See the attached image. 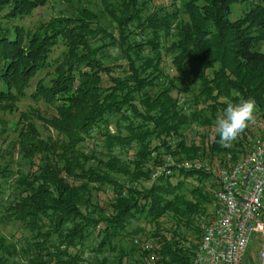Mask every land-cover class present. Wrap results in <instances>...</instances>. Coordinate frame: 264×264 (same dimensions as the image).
Segmentation results:
<instances>
[{
    "label": "trees",
    "instance_id": "16d2710c",
    "mask_svg": "<svg viewBox=\"0 0 264 264\" xmlns=\"http://www.w3.org/2000/svg\"><path fill=\"white\" fill-rule=\"evenodd\" d=\"M49 1L0 0V110H17L47 71L32 97L56 113L23 114L27 162L17 173L0 143L1 219L30 233L0 235V264H195L200 218L217 208L215 163L229 168L264 139V0H181L177 10L105 1L116 33L88 9L33 29L19 23ZM237 3L250 6L232 20ZM249 97L253 122L222 147L215 117ZM31 115L58 140H44ZM90 139L103 141L102 157L80 149ZM168 157L180 167L153 179ZM135 239L153 240V253Z\"/></svg>",
    "mask_w": 264,
    "mask_h": 264
},
{
    "label": "built area",
    "instance_id": "2783aa9c",
    "mask_svg": "<svg viewBox=\"0 0 264 264\" xmlns=\"http://www.w3.org/2000/svg\"><path fill=\"white\" fill-rule=\"evenodd\" d=\"M180 167L168 157L161 173L171 174V169ZM187 168H201L200 163L186 164ZM220 189L216 194V212L213 216L200 218L202 234L195 264H251L246 260L248 249L255 236L264 238V221L260 215L264 207V139L256 142L251 152L229 168L216 170ZM134 243L144 250L155 248L153 240L135 239ZM159 258L151 255V261ZM253 264H264V242Z\"/></svg>",
    "mask_w": 264,
    "mask_h": 264
},
{
    "label": "rangeland",
    "instance_id": "374dc122",
    "mask_svg": "<svg viewBox=\"0 0 264 264\" xmlns=\"http://www.w3.org/2000/svg\"><path fill=\"white\" fill-rule=\"evenodd\" d=\"M107 1L109 4H119L120 0H50L45 7L40 8L33 14L26 16L23 20L19 21L20 24L26 28L33 29L39 27L41 24L47 23L50 20L60 17L62 15L69 17H77L81 10L88 9L100 17V25L107 28L111 32L116 33V27L112 22L110 16L104 11V2ZM173 4V9L177 10L181 5V0H155L157 5H169ZM150 12L153 11V3L150 5ZM250 4L246 3H237L232 6V15L231 19L236 20L241 17L249 8ZM147 12V10H146ZM145 41V40H144ZM264 50V48H263ZM65 51L63 46L57 47L52 53V59H57L61 57ZM47 71L40 73L31 85V89L28 92L29 95L26 98H23L17 106V110L14 111H3L0 110V143L6 148L7 151V160H11V168L17 173V170L26 164V159L20 154L19 146V134L21 129L25 126L27 121L23 114H31L33 110H39L41 114L46 118H51L56 113L51 108L48 107L42 100L35 101L32 97V94L35 92L37 82L43 78H47ZM49 80V79H47ZM36 123V126L41 133V136L44 140L52 138L54 141L58 140V133L51 128H47L44 123L31 115ZM111 130L114 132L115 127L112 126ZM200 131V129L198 130ZM196 133V131L194 132ZM192 137H197L195 134H191ZM80 149L89 154L98 153V157H102L100 153H105L106 149L103 147L102 140L90 139L85 141L80 145ZM124 158L132 157V153H123ZM215 168L218 170L220 168L219 163H215ZM17 178V174L13 178L4 182V191L7 192V195H13L16 193L14 189V181ZM2 197L0 196V199ZM6 199V196H5ZM101 201L108 199L106 194L101 193L99 195ZM216 212V211H215ZM215 212L211 215L213 216ZM210 216V217H211ZM260 220H262V214L260 215ZM0 235L5 237L9 242H15L17 238L30 237V233L24 229L22 224L18 222H3L0 214ZM264 242V238L261 236H255L253 242L251 243L246 260L250 262L251 259L255 260L258 257L260 252L261 244ZM17 263L28 264L22 258L16 259Z\"/></svg>",
    "mask_w": 264,
    "mask_h": 264
},
{
    "label": "clouds",
    "instance_id": "9594fccd",
    "mask_svg": "<svg viewBox=\"0 0 264 264\" xmlns=\"http://www.w3.org/2000/svg\"><path fill=\"white\" fill-rule=\"evenodd\" d=\"M255 111L256 101L251 97L236 104L229 103L222 114L215 117L214 127L219 137L218 144L228 147L238 140L253 122Z\"/></svg>",
    "mask_w": 264,
    "mask_h": 264
}]
</instances>
